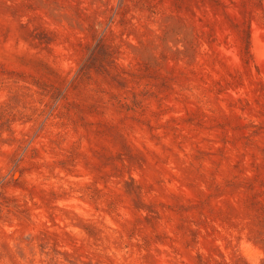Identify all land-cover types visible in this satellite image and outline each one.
<instances>
[{
	"label": "rangeland",
	"instance_id": "374dc122",
	"mask_svg": "<svg viewBox=\"0 0 264 264\" xmlns=\"http://www.w3.org/2000/svg\"><path fill=\"white\" fill-rule=\"evenodd\" d=\"M0 264H264V0H0Z\"/></svg>",
	"mask_w": 264,
	"mask_h": 264
}]
</instances>
